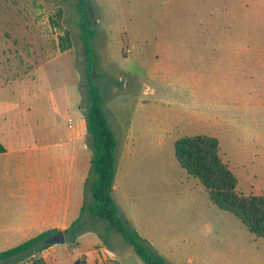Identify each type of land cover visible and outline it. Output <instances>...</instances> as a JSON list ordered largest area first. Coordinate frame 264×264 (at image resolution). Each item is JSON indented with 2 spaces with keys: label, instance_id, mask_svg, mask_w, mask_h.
<instances>
[{
  "label": "rangeland",
  "instance_id": "374dc122",
  "mask_svg": "<svg viewBox=\"0 0 264 264\" xmlns=\"http://www.w3.org/2000/svg\"><path fill=\"white\" fill-rule=\"evenodd\" d=\"M89 1L88 51L77 0H0V111L29 106L32 127L35 107L61 111L62 89L71 113L87 107L90 66L116 135L128 136L130 168L115 197L130 225L171 264H264V238L212 204L174 154L184 136L218 134L238 192L264 195V13L252 0ZM198 21L223 96L194 109L182 75ZM65 31L73 47L61 52ZM124 248L118 264H145Z\"/></svg>",
  "mask_w": 264,
  "mask_h": 264
},
{
  "label": "crops",
  "instance_id": "0c3cea01",
  "mask_svg": "<svg viewBox=\"0 0 264 264\" xmlns=\"http://www.w3.org/2000/svg\"><path fill=\"white\" fill-rule=\"evenodd\" d=\"M252 1H256L257 8L261 9L259 15L264 13V0ZM202 26V21L193 26V38L188 45L191 54L189 51L183 53L185 94L194 109L201 108L203 102H217L223 96L217 85L215 63L209 61L210 70L205 64L208 53ZM191 58H194L193 62ZM80 99L83 100V93ZM57 101L62 103L61 111L55 110L56 107L47 111L44 106L33 109L41 119L32 127L29 124L32 111L29 106H1L0 142L5 151L0 153V253L43 232L68 229L80 217L88 196L86 182L91 168V151L88 146L87 107L81 106L71 113L68 91L63 89L55 99ZM212 119L216 120L217 116L213 115ZM69 120L74 121L71 127ZM107 122L116 138L118 155L112 196L120 214L128 218L121 211L115 194L128 176L129 140L128 136L116 135L108 117ZM201 122L195 118V123ZM210 137L218 139L221 155L219 135ZM224 162L229 165L228 161ZM87 228L75 243L66 240L62 246L54 244L16 264H36L35 261L42 264H118L125 249L123 241L114 234L105 236L106 228L102 222L89 223ZM112 241L118 244L114 245ZM0 264L13 263L4 261Z\"/></svg>",
  "mask_w": 264,
  "mask_h": 264
},
{
  "label": "trees",
  "instance_id": "16d2710c",
  "mask_svg": "<svg viewBox=\"0 0 264 264\" xmlns=\"http://www.w3.org/2000/svg\"><path fill=\"white\" fill-rule=\"evenodd\" d=\"M89 6V0H77L78 27L88 51L95 36ZM61 17L62 10H59L58 25L61 23ZM60 45L61 52L69 51L73 47L69 31H65L60 38ZM92 70L93 68L88 66L86 89L88 146L91 151V168L86 190L90 192L91 198L89 200L86 195L80 217L68 229L43 232L13 249L2 252L0 263L9 261L16 264L32 258L52 246L46 241L61 232L65 234L67 241L75 243L77 238L88 230L89 223L102 222L107 233H116L145 264H171L120 214L112 196L116 177L117 141L107 122L102 90L91 77ZM4 151L5 147L0 142V153ZM174 154L188 175L199 179L212 204L236 216L250 233L264 238V195H244L238 192L237 178L229 165L223 161L217 138L206 135L184 136L175 142ZM35 263L42 264L41 261Z\"/></svg>",
  "mask_w": 264,
  "mask_h": 264
},
{
  "label": "water",
  "instance_id": "95a60500",
  "mask_svg": "<svg viewBox=\"0 0 264 264\" xmlns=\"http://www.w3.org/2000/svg\"><path fill=\"white\" fill-rule=\"evenodd\" d=\"M65 241H66L65 234L63 232H61V233H59V234H57L55 236H52V237L48 238L46 243L54 245V244L64 243Z\"/></svg>",
  "mask_w": 264,
  "mask_h": 264
},
{
  "label": "built area",
  "instance_id": "2783aa9c",
  "mask_svg": "<svg viewBox=\"0 0 264 264\" xmlns=\"http://www.w3.org/2000/svg\"><path fill=\"white\" fill-rule=\"evenodd\" d=\"M73 120H69V126L71 127L72 126V124H73Z\"/></svg>",
  "mask_w": 264,
  "mask_h": 264
}]
</instances>
